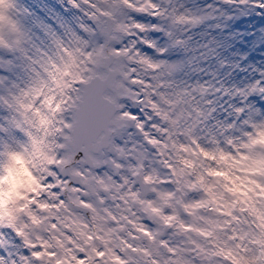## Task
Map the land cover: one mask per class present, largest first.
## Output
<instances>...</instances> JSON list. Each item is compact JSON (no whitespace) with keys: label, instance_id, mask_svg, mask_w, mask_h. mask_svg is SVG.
Returning <instances> with one entry per match:
<instances>
[{"label":"clouds","instance_id":"obj_1","mask_svg":"<svg viewBox=\"0 0 264 264\" xmlns=\"http://www.w3.org/2000/svg\"><path fill=\"white\" fill-rule=\"evenodd\" d=\"M152 4L157 7L153 8ZM69 6L77 12V25L95 29L98 20H106L119 37L113 47L128 48L126 55L114 58L124 65L123 71L127 74L120 77L125 91L119 102L125 106L122 111L130 115L124 121L127 127L123 137L116 141L123 154L110 150L106 157L116 159L122 167L117 169L111 164H103L89 173L87 164L62 166L56 163L62 152L54 145L62 141L54 129L60 127L57 121L68 114L71 98L75 95L72 88L80 86L74 79L75 75L89 74L87 70L92 64L84 53L91 52L92 45L66 39L64 47L67 51H53L47 47V52L42 54L36 48L30 56L38 61L40 76L31 73L27 83L12 89L11 94L7 91L3 95L7 103H2L6 111L5 120L0 125L5 129L4 137L0 139V239L13 252L12 259H17L15 253L18 251L25 255L31 251L23 247L22 238L12 224L17 227L28 224L24 230L34 241L37 234L46 239L56 235L65 241L66 247L71 248L63 233L73 235L81 242V231L96 234L95 227L86 228L81 221L102 225L108 246L125 256L121 251L122 239L136 246L148 243L143 237L139 240L129 237V231L141 235L135 232L127 219H123L131 217L153 230L159 229L161 235L158 240H168L173 246L191 248L189 238L208 245L210 239L232 248L245 264H254L260 256V245L253 241L264 239V104L260 103L264 101V92L261 91L264 89V63H246L244 71L230 80L223 76L217 78L218 74L209 67L213 64L211 58L218 57L215 47L209 46L210 41L198 39V33L193 30L199 29L208 17L222 15L230 8L259 9L253 8L252 0H233L225 7L209 4L197 9L185 6L182 0H128L127 3L120 0L115 11L111 0H75V4ZM16 7L15 4L13 7L0 5V10L12 19ZM216 7H221L220 13H216ZM108 12L113 15H104ZM139 15L154 19L162 29L161 35L153 38L149 30L136 28L137 23L153 25L138 19ZM14 21L19 31H13L7 21L0 24V39L5 47H21L25 39L26 34ZM118 24L124 25V30L117 29ZM76 31L84 39H91L87 32L79 28ZM143 39L154 41L156 48L146 50L141 43ZM160 48L165 51L158 52ZM173 51L181 53L179 61L170 59ZM49 55L54 65L49 64ZM41 64L48 67L56 78H49L40 68ZM235 67H240L239 62ZM209 72H212L211 76ZM40 80L46 81V86L38 95L21 97V89ZM12 94L33 107H20ZM61 100L64 101L63 110L56 111L55 106ZM237 108L242 111L238 112ZM42 117L47 118L45 123H41ZM15 121L20 122L19 128ZM137 123L142 127L137 128ZM153 140L156 143H151ZM9 153H15L16 158ZM49 158H52V163H49ZM73 167L83 170L93 185V176L103 177L109 185V191L101 192L102 203L89 188L87 199L95 205V221L91 219L93 213L89 210L68 201L70 193L62 191L65 186L58 183L69 181L82 186V178L71 174ZM210 170L222 174L214 175ZM53 172L56 175H52ZM145 176L150 180L146 181ZM122 177H127V184ZM130 190L139 193V199L152 200L156 206H163L158 193L172 192L174 195L169 198L172 207L164 206V211L175 212L193 228L211 230L212 236L205 238L196 231H182L175 226L164 227L161 222H154L156 218L150 219L144 211L145 205L125 195ZM58 192V196L50 195ZM60 199L68 203L69 210L63 206L54 207ZM196 200L206 203L186 212L183 205ZM37 201L48 203L50 209H38ZM106 208L118 218L119 224L104 212ZM28 210L51 218L34 228L27 215ZM56 216L60 220H56ZM51 223H56L58 228L43 230ZM65 224L69 227L65 228ZM111 228L117 230L108 232L107 229ZM233 236L235 239H231ZM160 251L167 255L164 249ZM3 252L4 249L0 248V253ZM129 254L136 260L146 259ZM185 255L192 264H206L196 258L194 251ZM213 259L220 264H231L222 257ZM260 259L264 260V257Z\"/></svg>","mask_w":264,"mask_h":264},{"label":"snow or ice","instance_id":"obj_2","mask_svg":"<svg viewBox=\"0 0 264 264\" xmlns=\"http://www.w3.org/2000/svg\"><path fill=\"white\" fill-rule=\"evenodd\" d=\"M120 0H111L114 6V11L118 10L115 8ZM125 3L128 0H124ZM150 2V0H149ZM226 3H232L233 0H225ZM241 2H246V0H241ZM69 4H75V0H68ZM0 5L6 7H13V0H0ZM153 8H156V4H152ZM143 11V9H139ZM106 16H112V12L104 13ZM7 21L13 31H19L17 24L10 17L6 16L2 10H0V24ZM63 30L62 33H58L56 30L52 29L51 26H46L44 31L49 39V48L53 51H67L64 47L65 40L69 39L73 42H79L84 45H92L91 52H85L88 61L91 62L92 67L89 68L88 75H81L77 73L74 79L79 83V87H73L72 91L75 95L71 98V103L67 109L68 114L64 116L62 120L57 121L60 127L55 128L54 132L59 136L62 142L55 143L54 147L62 152L60 159L56 161L59 165H89L87 171L92 172L93 168H99L103 164H111L113 167L119 169L122 165L116 159H107V153L110 150H115L123 154V149L116 143L118 138H122L124 135V129L127 125L124 121L130 115L126 111H122L125 107L120 103V99L124 95V85L121 76H126L127 74L123 71L124 65L115 57L123 56L128 53V48H115L113 43L119 40V37L114 34V30L108 24L106 20H98L96 28L92 29L83 24H79L76 28L87 32L91 39H84L76 28L71 25L65 26L60 25ZM136 28L141 30H162L158 25L153 24L151 26H146L144 24L137 23ZM117 29L124 30V25H116ZM20 41L17 40V44ZM141 43L144 46L150 48H156V43L152 40L143 39ZM4 41L0 39V45H3ZM212 41L209 42V46ZM11 47L10 45H6ZM41 53H46V49H40L37 47ZM82 51V49H81ZM158 52L163 53L165 49H157ZM29 60L28 68L30 72L35 74L37 77L40 76V70L37 68L38 61L33 57L28 56ZM131 59V57H129ZM143 59V58H142ZM161 63H166L161 61ZM49 64H55L52 57L49 55ZM155 66V65H153ZM173 68L176 65L172 66ZM42 68L49 78L55 79V75L49 70L48 67L41 64ZM46 86V81L40 80L38 83L30 85L26 89H21V97L28 96L30 94L38 95L40 89ZM18 88L19 86H14ZM264 92V89L261 90ZM11 94V90L8 91ZM13 99L16 100L17 105L22 108L28 109L32 108L31 103L25 104L21 97H17L14 94ZM0 103H7V100L3 95H0ZM50 103V101H49ZM64 101L61 100L56 106V111H62V105ZM238 112L242 109L237 108ZM39 112V109H36ZM135 119V117H133ZM46 117L41 118V123H45ZM11 123V122H10ZM16 127H20V122L15 121ZM137 128H141L140 123L136 124ZM31 135V133H28ZM231 142V141H229ZM151 143H156V141H151ZM254 143V142H253ZM247 147V145H246ZM201 151H204L201 149ZM205 155H209L208 152H204ZM10 156L16 158L15 153H9ZM52 158H49V163H52ZM212 174H222L216 173L213 170ZM71 174L81 177V185L77 186L71 184L69 181H58L60 185H64L61 190L70 193L68 196V201L72 204L87 209L93 213L91 219L95 221L97 219L95 205L87 199L90 195L89 188H91V194L97 197L99 202H103V196L101 192L109 191V185L105 183L104 178L100 176H93L95 180V185L90 183L89 178L85 176V172L79 168H71ZM135 174V173H134ZM56 175V173H52ZM111 179V177H109ZM125 184L128 183L127 177H122ZM144 179L150 180L149 176H145ZM203 179L202 177L200 178ZM70 185V186H68ZM98 185L99 187H96ZM207 191V189H205ZM77 194V196L71 195ZM50 195H60V193ZM125 195L132 197L137 203L145 205L144 211L149 214V218H156L154 222H161L164 227H177L182 231H196L201 236L205 238H210L212 236L211 230H204L201 228H193L191 224L185 223L184 220L180 219L175 213H166L164 211V206L172 207L169 203V198L174 194L172 192L158 193V197L163 201V206H156L152 200H142L139 199V193L134 191H129ZM115 199V197H113ZM121 199H124L122 196ZM206 201L196 200L191 203H185L183 205L185 211L190 209L198 208L203 206ZM37 208L40 210H49L50 205L46 202H36ZM63 206L65 210L68 209V203L64 199H60L59 203L54 205L56 208ZM104 212L111 218V220L116 221L119 224L118 218L111 213L109 209H104ZM27 215L31 221V226L40 227L45 220L51 217H41L38 213H34L31 210L27 211ZM56 220H60L59 216L55 217ZM127 219V222L133 226L135 232L140 233V236L135 235L132 231L128 232L129 237L132 240H139L143 237L148 243L136 246L129 243L128 240L122 239L121 251L125 253V256L118 254L111 247L108 246V238L103 234L104 229L102 225L89 224L87 221H81L86 228H96V234L93 235L92 232L79 233L83 237V241L76 239L73 235L68 233H63L65 240L69 242L72 247L68 248L65 246V241L59 236L52 235L50 239H46L43 236L37 234L35 241L30 238L29 234L24 230L29 227L28 224L17 227L15 224L11 226L16 231L17 235L22 238V245L24 248L31 249L28 255L22 252H16L15 256L17 259H12L13 252L8 250L4 241L0 239V248L4 249L3 253H0V264H192V261L187 259L185 253L194 251L196 258L200 259L206 264H220L219 261H214V257H222L231 264H245L237 258L233 253L232 248H226L222 243L218 241H212L209 239L208 245L201 244L198 240L189 238L188 243L192 246L191 248L181 249L178 245L173 246L168 240L159 239L158 236L161 235L159 229L153 230L149 225L139 222L137 219H132L131 217H123ZM176 221L174 225L173 222ZM76 223V221H73ZM211 223V222H210ZM65 228L69 225L65 224ZM58 225L56 223H51L43 230L48 231L50 229H57ZM123 229V225H120ZM117 229L111 228L107 229L108 232H114ZM2 237V233H0ZM235 239V237H231ZM243 239V237L241 238ZM51 241H55L53 244ZM97 241L99 243H97ZM253 243L260 245L258 249L260 256H258L254 264H264V260L260 257H264V239H256ZM241 248L244 245H240ZM164 249L167 255H164L160 250ZM245 251L247 249L245 248ZM63 253V254H62ZM129 253L137 254L143 260H136L133 255ZM160 257H163L162 259Z\"/></svg>","mask_w":264,"mask_h":264},{"label":"rangeland","instance_id":"obj_3","mask_svg":"<svg viewBox=\"0 0 264 264\" xmlns=\"http://www.w3.org/2000/svg\"><path fill=\"white\" fill-rule=\"evenodd\" d=\"M182 2L192 9L205 8L209 4L214 7L227 5L225 0H182ZM252 3L253 8L259 10L230 8L222 15L214 14L208 17L199 29L193 30L198 33V39H202L204 42L212 41L211 46L215 47L219 62H217L218 57L213 56L211 58L213 64H210L209 67L218 74L217 78L223 76L230 80L238 72L244 71L243 66L246 63H264V0H252ZM32 5L39 11L41 18V21L32 24L44 33L45 27L49 25L58 33L63 31L60 27L61 24L71 25L74 28L77 26V12L69 6L68 0H32ZM221 7H216V13L221 12ZM15 10L18 12L17 9ZM19 17L17 21L22 31L25 34L34 33L28 28L29 20H25L20 15ZM138 19L144 23H156L154 19L146 18L143 15H139ZM200 29L205 30L201 31ZM149 34L155 38L161 35V30H149ZM161 39H163L162 36ZM144 47L146 50L153 51L147 46ZM20 53V47L0 45V95L14 89L16 85L19 86L16 80L17 75L29 69L28 64L20 60ZM180 56V52L173 51L170 54V59L179 61ZM236 62H239V68L235 67ZM211 75L212 72H209V76ZM260 103L264 104V101H260ZM5 111V107L0 103V125L5 120ZM4 134L5 129L0 126V139L4 137Z\"/></svg>","mask_w":264,"mask_h":264},{"label":"bare ground","instance_id":"obj_4","mask_svg":"<svg viewBox=\"0 0 264 264\" xmlns=\"http://www.w3.org/2000/svg\"><path fill=\"white\" fill-rule=\"evenodd\" d=\"M25 7L27 10L26 13L29 16L31 13V17H32V20L29 19L28 21L29 22L28 28L29 30H33L34 33L28 32L25 35V39L22 41V46L20 47V50H21L20 60L23 62H26L29 65L30 62L27 57L30 56L37 47L46 49L49 46L48 44L49 39L47 38L46 34L42 30H40L39 28H35L34 25L32 24L33 22L35 23V22L41 21V18L39 17L40 14L38 13L39 11H37L32 6V0H27V2L25 3ZM14 11H15V15L12 17V19L17 21L19 19V15L16 10ZM32 12L34 15L32 14ZM30 76H31L30 69L20 72L16 78V80L19 83V86H23L25 82L27 83Z\"/></svg>","mask_w":264,"mask_h":264}]
</instances>
